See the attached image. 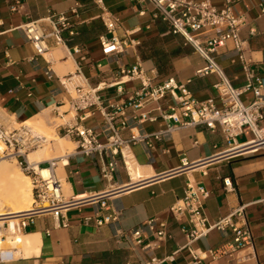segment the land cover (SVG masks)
<instances>
[{
    "label": "crops",
    "instance_id": "1",
    "mask_svg": "<svg viewBox=\"0 0 264 264\" xmlns=\"http://www.w3.org/2000/svg\"><path fill=\"white\" fill-rule=\"evenodd\" d=\"M209 1L218 9L225 6V0ZM13 4L14 0H0V115L13 124L39 119L48 123L64 120L71 112L75 121L77 114L71 106L75 89L71 85L65 87L62 81L79 71L87 86H100L105 106L127 104L141 89V82L112 84L120 80L121 70L135 65L144 69L154 85L170 78L180 84L190 80L188 88L196 100L214 99L217 106H222L214 87L219 77L216 74L197 76V70L206 64L205 58L186 44L182 36L173 34L166 21L154 17L155 7L149 1L103 0L104 8L120 20L117 36L128 43L139 42L138 46L130 45L124 54L117 56H107L102 50L100 37L106 33V28L100 19L102 8L95 0H25L19 12L11 11ZM74 8L78 13L71 15L72 27L63 33L66 45L53 46L39 56L20 26L47 18L52 13H70ZM234 8L247 22L240 31L247 43L246 54L264 79V0L237 1ZM75 47L82 48L83 52L74 55ZM215 60L236 88L245 85V72L233 42L228 41L218 48ZM243 100L249 103L254 95L250 92ZM173 104L175 101L169 96L142 110L128 108V116L148 112L157 120L137 125L133 132L150 136L148 143L130 147L128 167L131 175L120 162L112 183L101 177L99 162L79 154L77 143L70 141L74 149L56 157L61 158L62 167L57 170L68 196L86 198L113 191L108 200L110 210L103 213L117 212L119 221L102 228H97L93 222L85 224L86 217L97 216L100 211L97 205L69 211L66 214L69 228L59 227L51 216L39 217L23 234L36 237L38 253L20 257L12 264H144L152 255L164 260L161 264H190L192 256L181 231L185 219L178 221L170 212V208L185 197L188 180L201 182L210 191L205 204L210 224L240 205H247L248 224L255 239L253 247L222 255L216 260L209 258L200 264H264V156L219 158L204 167H191L222 156L228 145L220 130L212 132L205 126L168 132L169 122L165 117L171 113L169 107ZM83 125L92 128L100 140H106L105 118L101 112L96 111ZM130 135L129 130L123 132L124 137ZM252 138V133L247 132L239 137V142ZM184 159L187 167L182 165ZM132 165L141 173L139 179H135ZM203 171L207 175H203ZM228 178L234 182V191L229 192L225 187L224 181ZM155 218L168 225L171 237L153 252L135 246L127 232L143 226L144 236L150 241L153 236L146 226ZM232 240L230 230H214L194 243L193 248L222 250ZM170 256L174 259H166Z\"/></svg>",
    "mask_w": 264,
    "mask_h": 264
},
{
    "label": "built area",
    "instance_id": "2",
    "mask_svg": "<svg viewBox=\"0 0 264 264\" xmlns=\"http://www.w3.org/2000/svg\"><path fill=\"white\" fill-rule=\"evenodd\" d=\"M130 1L151 2L155 7L154 17L166 21L173 34L182 36L186 44L192 46L205 58V66L197 70L196 74L197 76L216 74L219 77V81L214 87L220 96L222 106H217L214 99L203 102L196 100L188 88L190 80L180 84L175 78H170L161 84L154 85L153 79L139 65L121 70L120 80L112 85L137 80L141 82V89L129 99L127 104L105 106L100 94V86L96 88L87 86L79 71L62 81L65 87L74 86L75 96L72 98L71 106L77 117L74 118L75 121L69 120L61 124H52L57 136L63 135L70 141H75L77 152L96 159L99 162L101 177L106 182L112 183L119 170L120 162L130 174L128 167L130 147L136 143H148L150 136L133 132L137 125L157 120L148 112H135L128 116V108L134 107L137 110H142L146 106L160 103L170 96L174 99L175 104L169 107L171 113L165 117L169 122L168 132L205 126L212 132L220 130L228 145V149L222 156L201 161L191 167H204L219 158L264 156V79L258 75L253 61L248 58L247 43L240 35L241 29L247 25V22L244 17L236 13L234 4L241 0H225V6L222 9L216 8L209 0ZM24 2L25 0H14L11 11L19 12ZM95 2L102 8L100 19L106 28V33L100 37L104 54L117 56L124 54L130 45L138 46L139 42L128 43L117 36V30L120 27L119 18L104 8L103 0H95ZM77 13L76 8L70 13H52L47 18L27 22L20 26V29L34 46L37 54L43 56L53 46L66 45L63 33L72 27L71 15ZM228 41L234 43L245 72L246 83L240 88H236L232 84L220 64L215 60L217 49ZM72 52L74 55H78L83 52V49L75 47ZM118 89L119 92H122L121 87ZM250 92L254 95V100L246 103L243 96ZM96 111L101 112L105 118V141L100 140L92 128L83 125V122L94 115ZM58 116L63 118L62 114H58ZM0 118V160L9 159L17 162L21 171L31 181L33 198L29 210L10 215L12 218L4 221L3 227L7 230V234L3 236L4 240H7L8 236L24 234L36 219L42 216H51L58 222L59 227L69 228L70 224L66 214L85 205H97L100 209L95 218L86 217L85 224L89 225L93 222L97 228H102L118 223L119 213H103V211L110 210L108 200L114 193L113 191L86 198L67 196L63 190L62 180L56 173L61 158L34 163L28 161L30 152L37 151L51 143L46 135L27 122L13 124L3 115H0ZM126 130L131 132L129 137L123 136V132ZM247 132L252 133L253 138L240 143L239 137ZM156 137L158 138L159 134ZM182 165L188 166L186 159L183 160ZM203 175H207V172L203 171ZM224 183L227 191L235 190L231 178L225 179ZM209 197L210 191L203 183L188 180L185 197L170 208V212L176 220L185 219L181 231L186 238V248L192 256L190 264H200L209 258L216 260L222 255H231L255 245V239L248 224L247 205H240L227 216L210 224L205 213V204ZM146 227L153 236L150 241L144 236L143 226L127 232L126 235L132 239L135 246L153 252L171 237L168 225L159 218L149 221ZM214 230L220 232L230 230L233 240L226 244L222 250L201 251L193 248L194 243L206 238ZM8 251L14 250L8 248ZM2 258L0 264H12L17 260L8 253L3 254ZM166 259L173 260L174 256ZM163 261L152 255L150 260L144 264H161Z\"/></svg>",
    "mask_w": 264,
    "mask_h": 264
},
{
    "label": "bare ground",
    "instance_id": "3",
    "mask_svg": "<svg viewBox=\"0 0 264 264\" xmlns=\"http://www.w3.org/2000/svg\"><path fill=\"white\" fill-rule=\"evenodd\" d=\"M53 131H55V130H53ZM263 134H264V132H263ZM48 139L51 142L54 140L57 141V145L60 148L68 146V145H70V146L72 145L71 142L65 140L64 138H60V137L54 138L51 136ZM43 159H44V153H43V151H41V149L37 150V151H32L28 154V161L30 163L40 162V161H43ZM129 159H130V157L128 158V160ZM133 166H134V168L132 171L134 172L135 179H139L141 177V173L136 170L137 167L135 165H132V167ZM22 174L23 175H21L20 173H17L13 168H11L10 164L7 163L6 160L0 161V177L1 176L5 177L4 179L7 181V184L11 189L12 197L10 195V198H13V200H15L12 202L10 201L11 206H9L8 209H10L11 211L7 210L6 209L7 207L4 208L3 202L0 203V260L3 259L2 255L6 254V253L12 254V255L15 254L16 257H19V256L31 257V256H34L38 253L39 243L36 240V237L25 236L22 234V235L13 236V237L8 236L9 240L3 239V236H5V232L7 234V230L3 227L4 221H6L9 218H12V217H10V215L25 212L26 210H21V207L25 204L29 205V203H31V200L33 203L32 187L30 188V184L25 178H27L28 180H30V179L24 173H22ZM29 209H27V210H29ZM5 244H7L9 246L7 248L13 249L14 252L12 253L10 251L4 250L3 246Z\"/></svg>",
    "mask_w": 264,
    "mask_h": 264
},
{
    "label": "rangeland",
    "instance_id": "4",
    "mask_svg": "<svg viewBox=\"0 0 264 264\" xmlns=\"http://www.w3.org/2000/svg\"><path fill=\"white\" fill-rule=\"evenodd\" d=\"M64 110H66V109H64ZM73 116H74V113L71 112V114L68 117H66L64 120H59V119L58 120H55V121H52L51 120L48 123L46 120L44 121L42 119H39V120L31 121L28 124L31 125V126H33L34 128H36L38 131L42 132L43 134H45L47 138H49L51 136L54 137V138L60 137V138H64L65 140H67V141L70 142V140L67 139V138H65L63 135L57 136L56 131H53V130H55V127L53 125H55V124H61V123H64L66 121L72 120L73 119ZM53 122H55V123H53ZM72 147H73V145H71V146L68 145V146H65V147L60 148L57 145V141L54 140L50 144H47L44 148H41V151H43V153H44V159H53V158L59 157L60 155H62L65 152H67L68 150H71L72 151L74 149V147L73 148ZM71 151H68V152H71ZM5 160L7 161V163L10 164L11 168H13L17 173H20L21 175H23L22 172H21V170H20V168H19V166L17 165V162L15 160H9V159H5ZM0 161H3V160H0ZM59 166L61 168L62 167V163L59 164ZM56 173H57V176L61 180H63V178L61 177V175L59 173V170H57ZM4 178L5 177H3L2 180H0V203L3 202L4 203V208L7 207L6 209L9 210V211H11L10 209H8V207L11 206V202L12 201H15V200H12L11 201V199H10L11 189L8 186L7 181ZM25 179L29 182L30 188H31V182H30V180H28L27 178H25ZM62 185H63L64 193L68 196V193H67V191L64 188L65 185H64V182L63 181H62ZM31 205H32V200H31V203H29V205H27V204L23 205L21 207V210H27V209H29L31 207ZM5 235H6V232H5ZM7 240H9V238H7ZM7 247H9V246L7 244H5L3 246V249L6 250V251H8V248ZM10 252L13 253L14 251H10ZM20 257L21 256L16 257L15 254L13 255V258L14 259H19Z\"/></svg>",
    "mask_w": 264,
    "mask_h": 264
}]
</instances>
